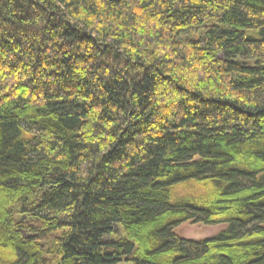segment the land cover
Listing matches in <instances>:
<instances>
[{"label":"trees","instance_id":"obj_1","mask_svg":"<svg viewBox=\"0 0 264 264\" xmlns=\"http://www.w3.org/2000/svg\"><path fill=\"white\" fill-rule=\"evenodd\" d=\"M122 263L264 264V0H0V264Z\"/></svg>","mask_w":264,"mask_h":264},{"label":"rangeland","instance_id":"obj_2","mask_svg":"<svg viewBox=\"0 0 264 264\" xmlns=\"http://www.w3.org/2000/svg\"><path fill=\"white\" fill-rule=\"evenodd\" d=\"M225 228L226 225L204 226L200 224L192 225L186 223L176 228L175 233L185 240L200 241L216 236Z\"/></svg>","mask_w":264,"mask_h":264}]
</instances>
